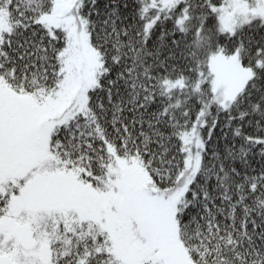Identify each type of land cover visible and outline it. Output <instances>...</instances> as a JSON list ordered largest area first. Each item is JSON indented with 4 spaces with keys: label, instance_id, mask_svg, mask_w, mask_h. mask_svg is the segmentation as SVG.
Returning a JSON list of instances; mask_svg holds the SVG:
<instances>
[{
    "label": "snow or ice",
    "instance_id": "snow-or-ice-1",
    "mask_svg": "<svg viewBox=\"0 0 264 264\" xmlns=\"http://www.w3.org/2000/svg\"><path fill=\"white\" fill-rule=\"evenodd\" d=\"M0 264H264V0H0Z\"/></svg>",
    "mask_w": 264,
    "mask_h": 264
}]
</instances>
